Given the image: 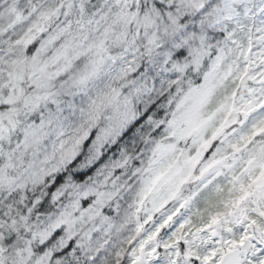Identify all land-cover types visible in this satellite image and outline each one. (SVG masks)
<instances>
[{"label":"snow or ice","instance_id":"snow-or-ice-1","mask_svg":"<svg viewBox=\"0 0 264 264\" xmlns=\"http://www.w3.org/2000/svg\"><path fill=\"white\" fill-rule=\"evenodd\" d=\"M0 264H264V0H0Z\"/></svg>","mask_w":264,"mask_h":264}]
</instances>
